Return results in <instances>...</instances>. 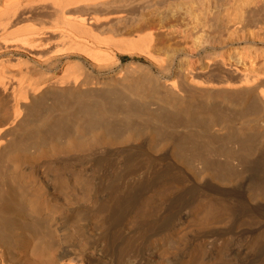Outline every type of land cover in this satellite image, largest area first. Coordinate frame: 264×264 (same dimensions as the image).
I'll return each mask as SVG.
<instances>
[{
    "label": "bare ground",
    "instance_id": "obj_1",
    "mask_svg": "<svg viewBox=\"0 0 264 264\" xmlns=\"http://www.w3.org/2000/svg\"><path fill=\"white\" fill-rule=\"evenodd\" d=\"M126 1L50 0L47 6L46 0H0V264H25L29 258L28 243L36 235L40 238L29 247L31 259L44 255L48 248L51 255L47 264H110L112 242L102 214L106 216L114 208L111 193L95 203V216L102 219L99 218L101 230L93 247L86 251L81 245L64 246L53 228L50 216L54 215L49 211L43 188L33 179L34 160L90 149L101 153L105 144L126 145L135 135L140 137L142 128L139 130L138 126L143 120L144 128L150 132V144L157 138L178 139L173 148L175 155L188 156L211 174H230L246 165L251 140L248 134L253 128L264 127V115L250 117L253 111L264 110V78L226 62L220 36L210 38L206 34L204 28L214 16L209 9L210 0L200 2L197 11H193V1L168 4L186 6L193 14L192 31L201 30L192 51L185 53L184 48L172 49L164 41H157L153 32L141 33L145 26L153 31L157 30L156 24L160 29L164 27L166 21L175 18L174 10L157 14L140 11L137 17V9ZM237 26L239 21L234 22L233 28ZM167 51L166 58L161 56ZM121 55L131 60L121 65ZM135 57L145 62L135 61ZM186 57H195L197 64L195 60L187 62ZM32 60L50 71L55 69V74L41 80L27 78L22 69ZM87 65L92 70L118 67V71L92 80L91 73L85 71ZM173 66V77L167 81H154L150 76L152 68L162 73L171 71ZM231 73L238 74L233 84L227 78ZM200 75L205 79L197 81ZM142 76H148V86H142ZM214 77H219L217 85L211 81ZM146 89L155 109H148V102L142 100ZM48 99L52 103L46 117L32 119L38 102ZM73 118L81 120L75 124L74 134L68 130ZM217 122L220 127L213 131L211 126ZM172 132L179 135L173 138ZM25 164L28 170L20 169ZM47 168L54 172L48 174L47 196L55 200V193L67 191L69 183L60 178L58 166L48 163ZM72 179V186L80 182L78 177ZM257 183V190L264 193V176ZM165 185H160L156 195L166 193ZM90 188L89 183L85 184L82 195H87ZM153 197L149 195L139 202L136 213H143ZM207 199L202 212L201 208L198 211L203 223L222 215L218 207L222 203L212 197ZM27 205L33 212L45 208V230L40 228L38 219L29 215ZM56 211L62 213L61 208ZM80 215L81 211H74L68 221L82 236ZM15 228L23 231L14 235ZM4 245L11 248L12 262L1 249ZM124 253L125 248L120 247L121 262ZM130 264H142V258H134Z\"/></svg>",
    "mask_w": 264,
    "mask_h": 264
},
{
    "label": "rangeland",
    "instance_id": "obj_2",
    "mask_svg": "<svg viewBox=\"0 0 264 264\" xmlns=\"http://www.w3.org/2000/svg\"><path fill=\"white\" fill-rule=\"evenodd\" d=\"M180 1L127 0L125 4H132L137 9L136 16L140 11L142 14L148 11L157 14L166 9L174 10L175 18L166 21L164 27L160 29L156 24L157 30L153 31L150 30V26H145L141 33L153 32L157 41H164V44L172 49L181 51L184 48L185 53L192 51L193 41L196 36L201 37L199 34L201 30L192 31L193 14L186 6L176 8L168 5ZM182 1H193L196 6L193 11L199 10L200 2H206V0ZM210 2L209 9L214 16L207 26L203 27L206 34L210 38L220 36L226 62L241 69L251 70L260 78H264V0H210ZM46 4L49 6L50 0ZM46 20H50V17ZM235 21H239L240 27L233 28ZM216 29L218 31H215ZM158 46H161L159 42ZM168 53L167 51L161 56L166 58ZM120 59L121 65L131 60L125 55H121ZM134 59L145 62L143 58ZM184 59L188 62L195 60V57ZM30 62L27 65L30 69L26 68L27 63L22 65V68L25 66L26 69L21 68L23 72L29 71V74L24 72L27 78L41 80L55 74V69L50 71L34 60ZM197 62L198 60H195V65ZM77 68L74 70L77 71ZM36 69L44 75L41 76ZM85 69L91 73L92 80L113 75L118 71V67H114V70H92L88 65ZM174 69L173 66L171 71L161 73L152 68L150 76L155 78V80L152 78L154 81L157 79L164 82L173 77ZM142 77L144 78L142 86H146L148 76ZM218 78L214 77L212 83L217 85ZM227 78L230 84H233L237 81L238 74L231 73ZM196 79L201 81L205 77L200 75ZM147 89L142 100L148 102V109H155L156 105L150 102ZM51 103V99L38 102L35 114L31 118L46 117ZM259 109L253 111L250 117L261 118L264 110ZM142 118L145 119V116ZM79 123L81 120L76 121L73 118V125L68 130L74 134L76 132L74 126ZM143 124L145 123L142 120L141 127L138 126L139 130L142 128L140 137L135 135L126 145L105 144L102 154L90 149L82 153H67L58 158L44 157L32 162V166H35L31 167L33 179L36 184L42 186V192L47 197L49 211L54 215L50 216L52 219L50 220L56 234L61 238V244L69 247L81 245L86 251L90 250L100 234V219L103 218L112 242L108 255L110 264H130L132 259L139 257L142 258V264H264V193H260L256 188L257 181L264 176V127L258 126L259 130L253 128L248 134L251 140L246 165L238 166L230 174H211L201 164L192 163L188 156L179 157L176 156L177 153L175 155L173 148L178 139L175 140L174 136L178 134L177 132L170 133L174 139L157 138L151 145L148 138L150 132H147ZM204 124L203 122V126L207 127ZM137 125L135 124L136 127ZM218 127L219 122L211 126L213 131ZM43 140L47 142L46 139ZM43 140L40 143L44 142ZM119 148L124 151H117ZM48 163L58 166L60 178L69 183L67 191L55 193V200L47 196V192L50 193L48 174H54L47 168ZM23 168L28 170V165L20 166V169ZM74 177H78L80 182L72 186ZM164 180L169 183L168 185L166 183L167 186ZM87 183L91 188L88 189L87 195H82L83 186ZM162 184L168 190L163 196H158L156 192ZM108 193L113 196L114 208L106 216L103 213L99 219L95 216V203L100 198H106ZM149 195L154 196L150 206L143 213H136L138 203ZM207 197L222 203L221 208L218 205L222 215L220 211L217 219L203 223L201 213L199 215L198 211L201 208L202 212L203 202L208 200ZM27 207L29 215L38 219L40 228L45 230L47 226L44 218L47 213L45 208L33 212L29 205ZM57 208H61L62 213H58ZM78 210L81 211L79 223L84 230L82 236L77 235V231L68 221V215ZM22 231V228H15L14 235ZM39 238V235L31 238L28 246L36 244ZM29 247L26 250L29 258L25 264L48 263L51 255L48 248L44 255L31 259ZM120 247L125 248L124 257L129 255L125 259L122 258L123 262L120 261ZM1 249L10 260L11 248L4 245Z\"/></svg>",
    "mask_w": 264,
    "mask_h": 264
}]
</instances>
